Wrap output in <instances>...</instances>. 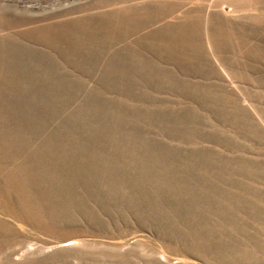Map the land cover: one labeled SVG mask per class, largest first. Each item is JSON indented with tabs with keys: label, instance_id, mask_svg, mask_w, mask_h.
I'll use <instances>...</instances> for the list:
<instances>
[{
	"label": "bare ground",
	"instance_id": "6f19581e",
	"mask_svg": "<svg viewBox=\"0 0 264 264\" xmlns=\"http://www.w3.org/2000/svg\"><path fill=\"white\" fill-rule=\"evenodd\" d=\"M185 1L121 0L128 5L14 34L9 31L22 23L0 19V255L5 264H15L12 258L33 248L32 241L44 246L38 252L47 248V240L41 244L38 235L49 238L50 247L64 242L69 243L63 246L70 245L78 239L87 241L72 210L79 205L82 183L105 188L106 195H118L143 215L152 212V204L163 195L186 207L192 223L204 217V207L198 203L219 207L236 200L237 194L224 192L216 184L170 172L166 167L168 151L154 152L146 140L136 149L115 137L97 144L95 140L102 136L98 128L89 136L68 138L46 136L34 128V123L46 117L53 101H72L80 92H84L80 97L83 105L111 108L102 113L103 118L115 121L105 127L107 134L120 131L126 117L146 114L135 103L170 102L155 98L152 90L190 104L179 102L175 107L156 110V116L193 117L197 107L224 118H248L215 65L231 78L238 76L235 70H243L242 82L253 80L257 88L264 87V0H225L220 8L223 16L211 8L206 16L202 3L183 9ZM239 16L245 20L240 22ZM203 37L209 51L203 48ZM66 68L83 78L97 76L94 83L99 89L86 88ZM75 112L71 118L77 116ZM105 143L112 153L105 151ZM192 155L202 156L197 152ZM118 156L130 162L118 164ZM122 185L137 194L124 192ZM160 218L156 231L169 234ZM138 228L146 231L148 227L140 224ZM196 233H190L191 244H187L198 256L205 250ZM126 241L110 246L111 250L125 249L132 255L134 247L126 246ZM80 249L82 244L76 250ZM110 253L116 257L115 252ZM52 254V258L59 255ZM48 261L47 256L36 264Z\"/></svg>",
	"mask_w": 264,
	"mask_h": 264
},
{
	"label": "rangeland",
	"instance_id": "374dc122",
	"mask_svg": "<svg viewBox=\"0 0 264 264\" xmlns=\"http://www.w3.org/2000/svg\"><path fill=\"white\" fill-rule=\"evenodd\" d=\"M225 2V0H186L183 9L202 3L206 16L210 8L217 16H223L220 8ZM127 5L121 0H0V19L3 18L12 24L22 23L24 27L9 31L10 34H14L29 28L63 24L66 21ZM244 20V17L240 18V22ZM203 22L205 24V21ZM204 24L203 31L206 30ZM204 38H202L203 48L209 51ZM18 42L24 43L20 39ZM211 60L214 62L212 57ZM215 66L227 90L235 95L248 118L243 116L224 118L211 112L205 113L197 107H194L193 117L156 116L154 111L175 107L180 99L177 100L174 95L166 92L152 90L150 91L152 96L170 102L135 103V106L140 107L146 114L126 117L124 123L119 126L120 131L107 134L105 127L108 124L113 125L115 121L103 118L102 113L109 112L111 108L95 103L83 105L80 97L84 92H80L79 98L75 100L53 101L46 117L34 123V128H40L46 136L53 134L67 138L78 135L89 136L98 128L102 136L95 140L97 144H103L115 137L122 144H129L128 146L136 149L142 148L140 142L146 140L152 151H168L166 167L170 172H177L194 181L200 178L209 185L216 184L215 186L224 192L237 194L236 200L231 203L223 202L219 207L198 203L204 207V217L192 223L186 207L179 206L163 195L152 204L150 215H143L118 195H106L105 188H91L82 183L78 189L79 205L73 206L72 210L81 231L83 230L87 235L84 237L87 241L82 243L78 239L70 245L63 246L62 244L69 243L64 242L50 247L48 246L50 239L38 235L41 244L47 240L45 242L48 244L47 248L38 252L39 247L44 246L34 244L32 241L33 248L21 256H14L11 262L18 264L24 261L28 264H36V260L48 256L49 264H264V87L257 88V83L253 80L251 82L244 79L242 82L243 73H246L243 70H235L238 76L231 78L217 64ZM66 70L69 71L68 68ZM69 72L75 79L84 82L86 88L99 89L94 83L97 76L88 79L83 78L77 71ZM262 75H264L263 71ZM180 103L190 106L185 102ZM75 111L77 116L71 118ZM105 145H107L105 151L111 152L108 144ZM194 152L202 156H193ZM187 155L190 157L185 158ZM117 158L116 162L121 165L130 162L125 157ZM121 187L124 192L132 191L129 186ZM135 192L137 194L133 189L132 194L135 195ZM74 197H77L76 193ZM92 214L97 216L94 217ZM160 217L164 219L169 234L164 235V232L156 231ZM140 224L148 227L146 231L139 230ZM194 226H196L195 230ZM63 230L67 233L66 228ZM193 230L197 232L196 236L205 250L198 256L192 254L193 247L187 244H191L190 233L194 232ZM157 234L160 237L157 238ZM32 236L35 237L36 233H32ZM107 237H113V240ZM125 240L128 241L126 246L134 247L132 255L125 249L111 250L113 245ZM81 244L82 249L76 250ZM54 252H58L59 255L52 258ZM110 252H115L116 257ZM152 253L154 255H151ZM186 254H192L194 258H190V255L186 257ZM128 255L130 256L124 258ZM2 261L5 264V259L0 255V262Z\"/></svg>",
	"mask_w": 264,
	"mask_h": 264
}]
</instances>
